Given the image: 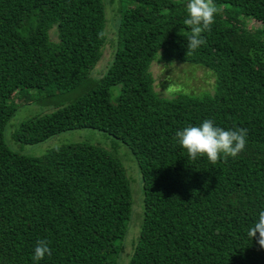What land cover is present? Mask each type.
<instances>
[{"label": "trees", "instance_id": "obj_1", "mask_svg": "<svg viewBox=\"0 0 264 264\" xmlns=\"http://www.w3.org/2000/svg\"><path fill=\"white\" fill-rule=\"evenodd\" d=\"M109 6L117 40L96 70ZM153 64L203 69L212 88L162 96ZM64 92L13 140L99 131L135 178L88 143L10 149L15 101ZM0 264H264V0H0Z\"/></svg>", "mask_w": 264, "mask_h": 264}, {"label": "rangeland", "instance_id": "obj_2", "mask_svg": "<svg viewBox=\"0 0 264 264\" xmlns=\"http://www.w3.org/2000/svg\"><path fill=\"white\" fill-rule=\"evenodd\" d=\"M108 9V21L106 26L107 44L104 49L103 59L100 60V63H98L96 70L97 68L105 67V64L107 65V62L113 51L112 43L117 40L113 11H111V6H109ZM105 68L103 69V71L105 70ZM151 72L155 80V90L162 96H168V91L175 89L200 93L203 90H210L213 84L212 76L205 70L200 68L188 67L182 64H176L170 67L153 64ZM73 98V93L64 92L57 93L56 96L51 97L48 101H38L32 104L20 103L19 100H16V112L14 116L9 120L4 129V141L12 151L25 156L38 157L43 155L50 149L67 144L83 142L102 147L111 152H115L123 160L124 164H126L127 161L131 160L132 156L130 155L129 150L120 141L113 139L105 133L90 129L64 132L34 145H23L13 140L12 135L21 122L36 115L51 112L53 110V107L57 103L67 104L68 101L72 100ZM134 164L135 163L133 162H127L126 164L127 172L132 178L136 177V164ZM136 170L138 177V191L141 198L139 199L137 184L136 186L134 185V194L131 184L132 203L134 201L133 217L131 223L129 222L130 225L125 241L122 240L120 242H117L118 245L124 244L126 254H129L131 252L135 237L139 231L138 225L141 219V211H143L141 179L137 167Z\"/></svg>", "mask_w": 264, "mask_h": 264}]
</instances>
